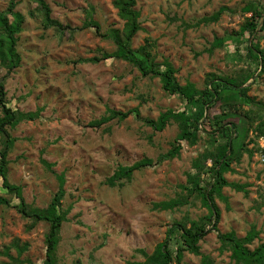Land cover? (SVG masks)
I'll return each instance as SVG.
<instances>
[{
  "label": "rangeland",
  "instance_id": "rangeland-1",
  "mask_svg": "<svg viewBox=\"0 0 264 264\" xmlns=\"http://www.w3.org/2000/svg\"><path fill=\"white\" fill-rule=\"evenodd\" d=\"M10 1L0 0V11ZM15 1L17 10L25 16L18 42L22 64L12 72L0 64V81L5 83L8 99L21 110L42 111L35 120L10 129L17 141L9 153L8 177L22 185L30 208H44L58 190L57 174L65 173L62 206L69 209V220L60 233L59 264L143 261L145 257L139 249L152 253L176 220L189 223L208 213L195 196L174 210L155 209L154 204L183 193L181 185L187 183L188 173L197 172L194 160L214 144L202 134L195 145L183 141L179 156L158 162L172 147L178 133L176 123L155 131L132 114L123 121L90 126L107 108L127 111L139 107L143 118H156L169 108L188 113L194 110L186 100L167 93L159 77L143 76L123 59L80 61L115 49V44L97 34L94 27L84 26L93 19L102 32L122 28L124 21L113 0H46L52 9L51 17L70 27L64 30L46 28L35 1ZM262 2L138 0L136 8L143 28L132 45L137 49L146 39L156 41L152 48L156 61H170L178 70L180 83L191 81L203 88L209 73L234 76L242 69H256L257 64L248 57L249 33H237L252 14L246 7ZM221 6L226 10L218 21L198 22ZM217 37L223 38V45L212 49ZM258 41L264 49V36ZM248 83V94L264 101V73ZM225 101L242 103L238 112L249 111L250 123L261 112L236 90L225 92ZM221 110L227 111L228 106ZM243 127L237 136L239 151L231 163L233 171L225 175L229 181L246 184L249 194L231 187L223 189L224 198L216 197L222 211L218 227L220 232L235 231L243 237L255 226L260 235L251 245L253 248L264 241V137L257 136L249 121ZM2 140L0 134V148ZM143 158H151L155 164L136 171L130 181L109 184L108 178L119 165H132ZM43 159L52 163V168ZM207 163L210 166L211 160ZM202 177L205 183L211 173L202 172ZM0 193L12 197L1 183ZM30 221L17 208L0 205V264L11 261L4 252L8 248L11 256H18L15 240L29 245L19 256L25 264H43L48 224L40 221L29 229ZM199 243L201 254L185 252L184 264H199L202 254L213 257L218 264H234L231 250L224 248L218 231L211 230ZM169 244L175 250L180 243L173 235Z\"/></svg>",
  "mask_w": 264,
  "mask_h": 264
},
{
  "label": "trees",
  "instance_id": "trees-1",
  "mask_svg": "<svg viewBox=\"0 0 264 264\" xmlns=\"http://www.w3.org/2000/svg\"><path fill=\"white\" fill-rule=\"evenodd\" d=\"M33 1L37 3V9L42 15L46 28L56 27L61 30L70 28L51 17L52 9L46 0ZM137 1L113 0V5L117 9L119 17L124 21L122 28H110L106 32H102L97 21L90 19L85 23L84 26L94 27L101 37L110 39L115 44V49L111 52H104L102 56L84 58L80 61L97 63L101 60L123 59L136 66L143 76L159 77L162 87L167 93L178 95L186 100L194 110L188 113L186 110L180 111L169 108L161 112L156 118H143L139 107L127 111L107 108L106 113L91 121L90 126L100 127L113 120L123 121L132 114L144 120L155 131H163L171 123H176L178 133L172 142V147L160 156L158 162L179 156L183 141L195 145L202 139V134L208 135V142L214 144V146L206 149L199 158L194 160L193 164L197 172L188 173L187 183L181 185L183 193H179L175 198L154 204L155 209L174 210L188 204L190 198L195 196L200 198L203 205L207 207L208 213L198 219H190L189 223L184 220H176L167 229L166 238L157 244L152 253L139 249L145 259L143 261H130L127 264H184L185 252L201 254L199 242L211 230L218 231V237L224 248L231 250L230 257L234 264H264V241L251 248L260 232L255 226L243 237H239L235 231L220 232L218 226L221 222L222 211L216 202V197L224 198L223 189L225 187H231L249 194L246 184L229 181L225 175L226 172L233 171L231 163L239 151L237 136L244 128L243 124L249 121V126L254 128L257 136L264 137V101L256 100L255 97L248 94L251 88L248 82L264 73V49L261 48L258 41L261 35L264 36V2L256 7L252 4L246 7V10L252 14L246 18L237 33V35L249 33L248 57L257 64L256 69H242L234 76L209 73L204 87L199 88L196 83L191 81L185 84L180 83L176 76L178 70L170 61L164 60L161 63L156 61L157 56L152 50L156 41L146 39L145 43L140 45L139 48L133 47L134 37L143 28L140 20L141 13L136 8ZM225 10L226 7L221 6L211 16L203 17L198 22L211 23L218 21ZM24 22L25 16L17 10V1L15 0H11L7 8L0 11V64L8 72L16 70L22 64L18 42L19 35L24 29ZM221 45H223V38L217 37L214 39L211 48L214 49L216 46ZM258 70H260L259 73ZM229 90H236L247 103L261 110L256 120L253 121L254 123H250L252 117L249 111L238 112L242 103L225 101V92ZM223 106H228V110L220 111ZM0 109V134L3 136V144L0 148V183L6 193L13 197L0 193V205L17 208L25 217L31 220L28 225L29 229L40 221L46 222L48 231L45 237L46 252L43 264H59L60 233L63 224L69 220V209H64L62 206V200L66 195L65 173L57 174L58 190L44 208H30L24 200L22 185L11 182L8 177L9 153L17 141V138L10 133V129L15 128L23 121L35 120L40 116L42 109L39 108L36 111L21 110L8 99V91L3 81H0ZM243 149L251 153L249 148L243 147ZM262 151L264 154V148ZM209 160H211L210 166L207 163ZM42 161L48 168H52V163L45 159ZM154 164L153 159L143 158L132 165H119L113 175L108 178V182L113 186L116 183L122 184L124 181H130L136 171ZM202 172L211 173V179L203 183ZM15 199L17 202H15ZM173 235L180 243L175 250L171 249L169 244ZM13 245L18 251V256H11V249L8 248L4 252L11 261L5 264L15 262L25 264L19 256L28 249V243H20L19 240H15ZM76 264H82V262L77 261ZM199 264L218 263L213 257L202 254Z\"/></svg>",
  "mask_w": 264,
  "mask_h": 264
}]
</instances>
